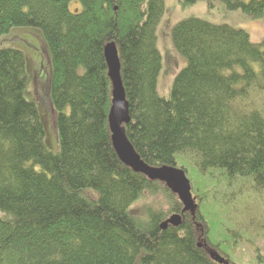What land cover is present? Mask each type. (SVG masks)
I'll return each instance as SVG.
<instances>
[{"label":"trees","instance_id":"16d2710c","mask_svg":"<svg viewBox=\"0 0 264 264\" xmlns=\"http://www.w3.org/2000/svg\"><path fill=\"white\" fill-rule=\"evenodd\" d=\"M200 2L264 16V0L181 6ZM165 11V0H0V38L14 28H38L47 41L59 144L58 152L47 150L38 107L25 97L24 53L0 50V264H222L216 247L236 248L237 233L210 231L211 202H220L211 190L221 183L230 190L228 206L248 192L264 202V42L254 44L230 25L178 23L172 43L186 67L168 100L158 91ZM111 43L129 105L128 140L149 167L183 165L199 194L196 216L183 212L166 184L125 165L114 148L105 57ZM213 173L220 186L212 185ZM199 180L213 189L195 188ZM147 194H164L170 209L150 210L139 222L131 208ZM174 214L181 226L161 229Z\"/></svg>","mask_w":264,"mask_h":264},{"label":"rangeland","instance_id":"374dc122","mask_svg":"<svg viewBox=\"0 0 264 264\" xmlns=\"http://www.w3.org/2000/svg\"><path fill=\"white\" fill-rule=\"evenodd\" d=\"M246 1L249 2L251 0ZM165 6V15L158 28V48L163 60L158 91L165 99H171L175 78L186 67V61L177 53L172 43V32L178 23L187 19L198 18L209 21L212 24L230 25L234 28L245 30L254 44L264 42V16L255 19L241 11L229 12L220 2H210V4L200 2L188 8H183L181 0H165ZM70 9L75 12L80 9V5L74 2L70 5ZM4 49L19 50L24 53L27 72L25 97L38 107L44 125V144L47 150L53 153L58 152L59 144L55 128L56 113L52 106L50 88L52 56L42 30L38 28H14L10 33L0 38V50ZM178 168L183 169V165ZM193 173H196L194 168H190V176H193ZM186 175L188 176L187 173ZM212 175L217 178L212 185L215 187L221 185L220 189H213V186L209 187L210 183L203 180H199L195 188H204L207 184L208 190L213 189L211 194L214 193L220 202L226 204V196L230 190L226 191L222 183L220 185L217 184L220 177L216 173ZM194 194L195 199L199 197V194ZM197 199L196 202L199 205V199ZM220 202L216 200L211 202V207L213 206L214 208L213 214L215 215L212 217L213 222L211 223H213V226L210 231L219 234L222 229H227L224 231H229L230 229V231L238 234L237 241L239 243L231 253H225L217 247L216 249L211 247L217 250L216 258H221L222 255L219 253L221 251V253L226 255V257H223L229 264H264V231L261 230V224L264 223V202H258L256 196L250 192L241 199L234 200L238 205V209L232 207L234 202L229 206ZM168 203L164 194L156 196L147 194L142 200L132 206L131 212L137 221L145 222L150 210L163 211L164 214H168L170 209ZM198 211H195V213ZM194 216L196 215L194 214ZM228 235L233 236L229 232ZM203 237L207 240V236L203 234ZM215 243L213 242L217 246ZM221 261L223 264L224 261ZM228 263L226 262V264Z\"/></svg>","mask_w":264,"mask_h":264},{"label":"water","instance_id":"95a60500","mask_svg":"<svg viewBox=\"0 0 264 264\" xmlns=\"http://www.w3.org/2000/svg\"><path fill=\"white\" fill-rule=\"evenodd\" d=\"M61 1V0H54ZM105 57L110 70V76L114 83L112 107L109 114V124L114 148L121 161L132 168L136 173H145L151 181H159L166 184L172 192L178 196L184 206L183 212L197 211L199 205L192 192V185L183 169L176 167L152 168L147 166L135 152L126 135V128L131 119L129 117V105L125 97V91L120 78V57L117 45L108 44L105 48ZM182 224V216L175 214L161 225L165 230L169 226L179 227ZM220 257L217 258L219 260ZM221 259V258H220Z\"/></svg>","mask_w":264,"mask_h":264},{"label":"flooded vegetation","instance_id":"af4514ba","mask_svg":"<svg viewBox=\"0 0 264 264\" xmlns=\"http://www.w3.org/2000/svg\"><path fill=\"white\" fill-rule=\"evenodd\" d=\"M190 213H191V212H190ZM191 214H192V213H191ZM194 214H195V213H194ZM194 214H193V215H194ZM174 215H175V214H174ZM172 216H173V215H172ZM169 218H170V217H169ZM167 220H168V219H167ZM213 251H214V249H211V250H210V252H213ZM216 260H217V259H216ZM219 262H221V259H220V258H219Z\"/></svg>","mask_w":264,"mask_h":264}]
</instances>
